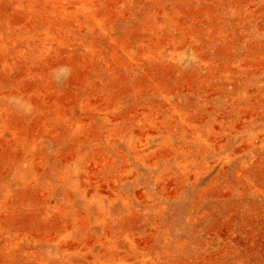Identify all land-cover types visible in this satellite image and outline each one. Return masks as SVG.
Masks as SVG:
<instances>
[{
	"label": "rangeland",
	"instance_id": "obj_1",
	"mask_svg": "<svg viewBox=\"0 0 264 264\" xmlns=\"http://www.w3.org/2000/svg\"><path fill=\"white\" fill-rule=\"evenodd\" d=\"M0 264H264V0H0Z\"/></svg>",
	"mask_w": 264,
	"mask_h": 264
}]
</instances>
